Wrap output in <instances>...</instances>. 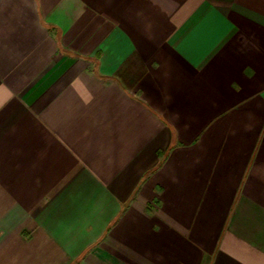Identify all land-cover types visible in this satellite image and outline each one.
<instances>
[{"label": "crops", "instance_id": "obj_1", "mask_svg": "<svg viewBox=\"0 0 264 264\" xmlns=\"http://www.w3.org/2000/svg\"><path fill=\"white\" fill-rule=\"evenodd\" d=\"M0 264H264V0H0Z\"/></svg>", "mask_w": 264, "mask_h": 264}]
</instances>
